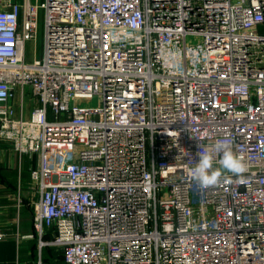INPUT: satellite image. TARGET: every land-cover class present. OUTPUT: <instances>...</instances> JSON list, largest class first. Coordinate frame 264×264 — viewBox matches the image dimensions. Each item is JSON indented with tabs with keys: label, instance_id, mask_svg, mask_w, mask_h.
Masks as SVG:
<instances>
[{
	"label": "built area",
	"instance_id": "obj_1",
	"mask_svg": "<svg viewBox=\"0 0 264 264\" xmlns=\"http://www.w3.org/2000/svg\"><path fill=\"white\" fill-rule=\"evenodd\" d=\"M225 138L244 181L202 188ZM1 142L66 264H264V0H0Z\"/></svg>",
	"mask_w": 264,
	"mask_h": 264
},
{
	"label": "crops",
	"instance_id": "obj_2",
	"mask_svg": "<svg viewBox=\"0 0 264 264\" xmlns=\"http://www.w3.org/2000/svg\"><path fill=\"white\" fill-rule=\"evenodd\" d=\"M34 103L32 100L31 106ZM24 156L9 142L0 143V233L4 234L0 264H66L60 250L41 244L51 239L52 229L43 226L40 232L35 226L38 194L31 186L29 171L36 165V157Z\"/></svg>",
	"mask_w": 264,
	"mask_h": 264
},
{
	"label": "clouds",
	"instance_id": "obj_3",
	"mask_svg": "<svg viewBox=\"0 0 264 264\" xmlns=\"http://www.w3.org/2000/svg\"><path fill=\"white\" fill-rule=\"evenodd\" d=\"M230 140L225 138L216 141L212 148H203L198 153V161L190 170V175L202 188L216 186L222 182V170L232 173L238 182L244 181L247 165L244 158L235 154L230 147ZM222 154L218 163L220 168H214L216 155ZM230 182V181H228Z\"/></svg>",
	"mask_w": 264,
	"mask_h": 264
},
{
	"label": "rangeland",
	"instance_id": "obj_4",
	"mask_svg": "<svg viewBox=\"0 0 264 264\" xmlns=\"http://www.w3.org/2000/svg\"><path fill=\"white\" fill-rule=\"evenodd\" d=\"M32 3H36V4H40L42 1L44 0H31ZM38 30H37V38L35 40L34 43H30L27 42L26 43V58L27 60H31V58L33 57V55L39 59L41 58L42 54H43V35H44V12L42 8H39L38 10ZM187 41L188 42H193V43H197V42H201L200 38H192V37H187ZM30 95L31 93L29 91L26 90L25 93V101L26 104L24 105V111H23V115L24 117L29 115V111H30V107H31V102L32 100H30ZM29 102V103H28ZM78 104L80 105H85V106H90V107H96L98 105H101V100L100 97L98 96H93V98L91 99H87V100H83L78 102ZM24 158H26V156H24ZM23 166H25V161Z\"/></svg>",
	"mask_w": 264,
	"mask_h": 264
},
{
	"label": "trees",
	"instance_id": "obj_5",
	"mask_svg": "<svg viewBox=\"0 0 264 264\" xmlns=\"http://www.w3.org/2000/svg\"><path fill=\"white\" fill-rule=\"evenodd\" d=\"M61 252V251H60ZM62 254V253H61Z\"/></svg>",
	"mask_w": 264,
	"mask_h": 264
}]
</instances>
